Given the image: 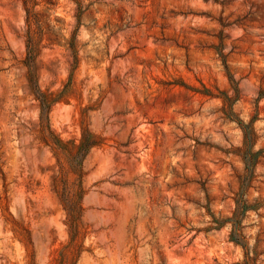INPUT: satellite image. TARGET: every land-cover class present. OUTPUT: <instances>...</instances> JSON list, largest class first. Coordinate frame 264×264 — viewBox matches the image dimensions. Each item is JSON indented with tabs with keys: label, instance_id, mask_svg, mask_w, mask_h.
I'll list each match as a JSON object with an SVG mask.
<instances>
[{
	"label": "rangeland",
	"instance_id": "rangeland-1",
	"mask_svg": "<svg viewBox=\"0 0 264 264\" xmlns=\"http://www.w3.org/2000/svg\"><path fill=\"white\" fill-rule=\"evenodd\" d=\"M239 193L264 0H0V264H264Z\"/></svg>",
	"mask_w": 264,
	"mask_h": 264
},
{
	"label": "trees",
	"instance_id": "trees-1",
	"mask_svg": "<svg viewBox=\"0 0 264 264\" xmlns=\"http://www.w3.org/2000/svg\"><path fill=\"white\" fill-rule=\"evenodd\" d=\"M34 53L33 45L29 44V57L32 58ZM38 97L41 98L40 94ZM243 131L246 138V143L249 145L248 149L244 152V159H245V174L241 177V188H246L253 176L254 173V166H255V156L257 152L252 151L253 146V138H254V130L251 124L243 125ZM236 207L233 212L232 216H222L221 214L216 215L215 212L212 211L210 204L206 205V209L208 213L211 215V224L208 226L207 230L212 229H220L224 227L227 223H231L233 225V229L231 232L232 239L240 243L242 241V237L240 234L236 232L239 229V225L241 222V215H245L248 211H257L259 208L263 207L264 202L258 201L256 203H249L248 200L243 198V193L237 194L235 198Z\"/></svg>",
	"mask_w": 264,
	"mask_h": 264
}]
</instances>
